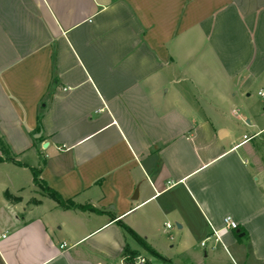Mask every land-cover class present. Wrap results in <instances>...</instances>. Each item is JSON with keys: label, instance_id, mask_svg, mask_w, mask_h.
<instances>
[{"label": "crops", "instance_id": "obj_1", "mask_svg": "<svg viewBox=\"0 0 264 264\" xmlns=\"http://www.w3.org/2000/svg\"><path fill=\"white\" fill-rule=\"evenodd\" d=\"M260 90L264 0H0V264H264Z\"/></svg>", "mask_w": 264, "mask_h": 264}, {"label": "trees", "instance_id": "obj_2", "mask_svg": "<svg viewBox=\"0 0 264 264\" xmlns=\"http://www.w3.org/2000/svg\"><path fill=\"white\" fill-rule=\"evenodd\" d=\"M0 151H1V155H0V162H15L18 164H21L19 162L16 161L15 159V155H13V153L11 152L9 146L7 145V143L0 138ZM40 171L37 169H33V181L35 184L37 185H42V187L46 190V193L49 194L51 197H53L54 199L57 200V202L64 207L67 208H81V209H85L87 208L86 206L83 205H78L76 204L74 201H72L71 199L69 200H64L55 190L51 189L43 180L40 179ZM5 196L8 199L11 200H19L18 197L13 196L11 193H9L8 191L5 193ZM127 230L130 232V234L136 238L143 246L148 247L145 243V241L138 236L134 231H132L131 229L127 228ZM151 253L155 256H159L160 255L158 253H156L155 251L151 250ZM129 260L134 259V254H129L128 255Z\"/></svg>", "mask_w": 264, "mask_h": 264}, {"label": "rangeland", "instance_id": "obj_3", "mask_svg": "<svg viewBox=\"0 0 264 264\" xmlns=\"http://www.w3.org/2000/svg\"><path fill=\"white\" fill-rule=\"evenodd\" d=\"M258 99H259V100H257V101L259 102L258 105H262V104H263V99H262L261 97H258ZM260 120H261V123L264 124V114L260 116ZM245 133H246V134H251V132L248 131V130L245 131ZM241 135H242V133H238V134H236L237 137H239V136H241ZM258 141H260V142H259V144H260V149H259L260 152H258V155L261 156V157H262L261 159H263L262 161H264V135L262 136L261 140H258ZM9 167H12V166H9V165H0V181L3 180L6 176H8V174H9V175H10V174H13L11 168H9ZM262 168H263V167H262ZM27 174L29 175V173H27ZM23 184L26 186L27 184H29V181L26 180V181H24ZM36 185H37V184H36ZM37 188H38L41 192H43L44 194H47V193H46V190L42 187V185H41V186H40V185H37ZM87 206H88V205H87Z\"/></svg>", "mask_w": 264, "mask_h": 264}, {"label": "built area", "instance_id": "obj_4", "mask_svg": "<svg viewBox=\"0 0 264 264\" xmlns=\"http://www.w3.org/2000/svg\"><path fill=\"white\" fill-rule=\"evenodd\" d=\"M259 94L261 96H264V90H260ZM244 138H245V140L251 139V137H247L246 135L244 136ZM224 224H225V227H227V228H231V229H236L237 228V223L231 217H226L224 219ZM168 226H170V225H168ZM212 234H213V236H215L216 240H220L219 233H218V231L216 229H214V228L212 229ZM202 245L205 246L206 245V241H203ZM137 261H138L139 264L145 263V259H143V258H139Z\"/></svg>", "mask_w": 264, "mask_h": 264}]
</instances>
